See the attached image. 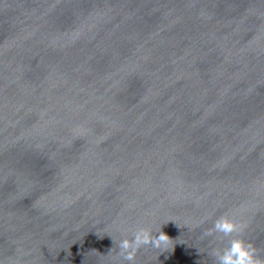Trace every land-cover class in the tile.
Returning a JSON list of instances; mask_svg holds the SVG:
<instances>
[{"label":"water","instance_id":"water-1","mask_svg":"<svg viewBox=\"0 0 264 264\" xmlns=\"http://www.w3.org/2000/svg\"><path fill=\"white\" fill-rule=\"evenodd\" d=\"M222 216L264 258V0H0V264H216Z\"/></svg>","mask_w":264,"mask_h":264},{"label":"clouds","instance_id":"clouds-1","mask_svg":"<svg viewBox=\"0 0 264 264\" xmlns=\"http://www.w3.org/2000/svg\"><path fill=\"white\" fill-rule=\"evenodd\" d=\"M243 231L244 226L238 225L235 220L228 216L216 219L213 227L208 229L205 235L220 234L222 237H233L223 248L212 250L211 255L216 264H264V258L257 255V250L251 243L240 235L233 236L234 233H242ZM171 241L172 239L161 229L157 234L150 228L139 226L132 231L130 237H125L119 242L118 255L124 260L132 262L142 247L151 245L153 248L167 251Z\"/></svg>","mask_w":264,"mask_h":264}]
</instances>
